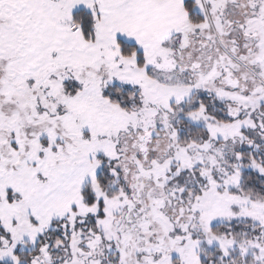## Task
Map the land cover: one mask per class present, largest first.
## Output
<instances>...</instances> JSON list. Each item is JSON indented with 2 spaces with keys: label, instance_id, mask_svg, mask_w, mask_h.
<instances>
[{
  "label": "snow or ice",
  "instance_id": "6c2138e0",
  "mask_svg": "<svg viewBox=\"0 0 264 264\" xmlns=\"http://www.w3.org/2000/svg\"><path fill=\"white\" fill-rule=\"evenodd\" d=\"M0 264H264V0H0Z\"/></svg>",
  "mask_w": 264,
  "mask_h": 264
}]
</instances>
